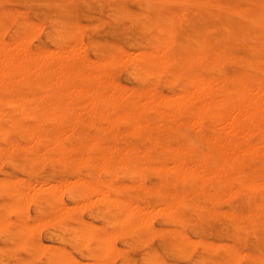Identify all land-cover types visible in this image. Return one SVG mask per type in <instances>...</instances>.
<instances>
[{"label": "bare ground", "instance_id": "6f19581e", "mask_svg": "<svg viewBox=\"0 0 264 264\" xmlns=\"http://www.w3.org/2000/svg\"><path fill=\"white\" fill-rule=\"evenodd\" d=\"M70 1L72 0H60L57 4L63 5V3L65 4ZM84 1L85 0H83L82 3ZM131 1L137 2L138 8L136 10H131L124 5H120L117 12L126 14L133 28L145 34L144 41H137L138 43H135L132 48L118 46L116 51L109 53L102 61L100 59L97 61L92 58L95 60V62L92 63L93 66L99 67L100 65H113L117 62L129 61L132 63V70L129 73L130 76L140 81L150 76L156 77L160 73L163 74V72L166 71L172 81L180 84L179 90L172 94L168 93L169 95H167L165 93H159L157 90H154L156 88H151V86L150 88L145 87V89L137 87L126 88L123 87L124 84L121 85L119 82L118 84L114 82L112 77L111 80L109 79L106 82H101L102 79L99 81L101 77L98 78L97 73V75H95L98 81L95 82L96 76L92 74L93 72L84 68L86 61H84L85 63L79 62L75 57V53H73H81L79 51L80 46H78L80 43L77 42L79 41L78 39H80L78 38L80 35L76 37L77 41L75 40L72 43L74 45L76 42L74 47L78 49L77 51L76 49L73 51V45L70 48L66 46L67 48H65V50L62 46L55 49L52 48L53 50L51 48L25 50L27 47H24V51H21L18 50V48L23 47L21 43L24 39L18 42L15 41L18 43L19 47L13 41V43H15L14 45L18 47L17 49H14L9 43L0 40V156L9 155L20 147L30 151L33 157L36 158L52 157L47 153L48 151H52L53 158L63 162L70 160L74 166L86 163L88 166H99V168L101 167L103 169L118 165L134 175L140 176V178L146 171L154 172L158 176L159 182L154 187H151V189L159 192L165 199L161 205L155 208L158 209L159 212L168 214L170 217L180 205L184 204L192 208L194 206L196 207L199 203L194 197L198 194V191H201L202 188L204 189V181L210 177L219 179L222 180L227 187L224 193L226 197L230 195L232 191L234 192V190L236 193L243 192L244 195L252 199V204L249 202L248 207L243 211L224 210L220 209L215 203V201L219 199V194H212L210 195L211 199L210 204L207 206V210L215 215H221L225 220L232 223L233 228L230 230V233H233V235L236 234L238 239L243 238V235L249 230L261 233L260 229L262 228L258 229L257 226L261 225L264 227V173L257 170L247 172L243 170V166L251 160L264 159V129L261 128L260 122L264 120V0ZM177 2L183 4L182 9H165L167 3ZM97 4L99 6V3ZM107 9L109 10V8ZM21 10L19 12H22ZM188 10L201 13L203 19L206 17L216 18L217 22L215 24L200 25L187 29L184 31V40L179 39V33L183 32L181 23ZM15 15L17 14H14V16ZM6 17H8V15ZM13 19L14 18H12V20ZM31 21L29 25L34 27L32 29H35V26H37L36 28L38 29L42 26L38 25L39 23L36 21L37 24H33L34 20ZM0 24H2V22ZM73 24L71 25L60 21L56 22L51 37L56 40L66 37L71 34L72 30L80 26V23H78V26L76 23L74 26ZM81 27H84V25H81ZM41 29H39L38 32H42ZM130 30L129 32H131ZM208 33H212L213 35L209 36L210 38L220 42L221 46L219 48L210 46L211 43ZM34 34L32 35L34 36ZM109 34L111 35V33H108V35ZM125 35L127 37L126 33ZM30 37L32 38V36H29V39H31ZM80 42L83 45V49L84 43L82 40ZM122 43L124 44V42ZM128 45L131 46L130 44ZM178 46H183V48L177 50ZM239 47H241L243 51L236 50V48L238 49ZM71 48H73V50H71ZM227 60H231L234 63L249 67L253 70L251 72H241L236 75L227 73H222L221 75L216 73L204 74L201 70L203 67L218 69ZM87 64L88 66L91 65L88 62ZM69 65H74L73 69H68L67 66ZM102 73L100 72L99 76H102ZM73 77L85 78L89 84L86 86L75 85L71 83V78ZM14 80H22L25 85H31L35 82L41 87L45 95H50L51 100L46 105L39 106L35 103V100L39 98V96H35V93L27 91L18 93L8 90L6 87L7 83L14 82ZM151 82H153L152 79ZM11 86H13V84ZM160 90L161 89H159V91ZM42 95L44 94L40 93V98ZM77 100L82 101L78 102ZM6 107L9 109L7 110ZM75 107L80 108L81 110L79 111H85L87 114L93 115L98 114L105 119L101 125L102 130L113 128L121 120L127 121L129 132L139 135L146 134L160 127H172L179 131L194 135L196 142L203 146V150L200 155L197 154L195 141V144L186 142L174 146L169 142L162 144L159 138L153 135L150 144L144 148H139L132 143L120 145L116 143L115 139L114 142L108 144L106 148L99 152H83L80 156H74L69 151V148L63 144L61 134L55 133V135L53 134L54 136L46 137L43 136L41 129L45 121L63 128L69 127L72 123L77 121H81L79 117L80 112H78V115L70 117ZM146 110H154L153 117L147 118L144 115L145 118H142L140 115L142 111L146 112ZM26 116L33 119V122L29 125L22 121V118ZM222 124L223 126L225 124V128L221 127ZM71 127H73V125ZM12 128H25L26 135L28 139L32 141V144L28 142L29 145H26L27 143L22 145L16 141L9 140L7 134ZM72 129L70 130L72 131ZM116 135L117 134L114 136L116 137ZM100 141L101 135L83 137L79 140L78 146L90 147ZM41 145L44 147L41 148ZM159 146V151L162 153H166L170 150L174 152L176 159H174L172 164L169 165V163H166L164 158L158 161L151 160V150ZM193 155L196 157L194 163L192 165L186 163L185 160L187 157ZM149 175L148 177H152ZM75 177L78 178V175ZM19 178L24 181V177L19 176ZM71 179L73 180V178H70L69 181ZM27 180L26 182H20L18 178H0V189L7 193L8 198L3 204L5 211L22 212L24 208L27 207L24 206L29 203V200L31 202V199L37 196L40 191H43V188L47 186H49L48 192L53 198L58 199V197H63L62 194V196H60V192L62 193L61 190L66 185L65 179L64 181L60 179L61 182L54 183L53 185L48 182L49 184L47 183V186H44L45 183L42 182L38 188L36 186L39 183L34 186L36 181H32V183L30 180L27 182ZM72 180L69 182L70 184L73 182ZM179 182L188 184L190 187L185 191L169 190V187L174 185L177 186ZM69 183L67 182V185L71 188L72 185ZM73 183L85 185L90 192L94 193V196L96 194L95 198L100 197V200L102 199L107 202V209L117 211V215L112 219L102 218L103 221L115 225L114 230L112 229L110 232L97 230L96 228L102 227V224L98 226L99 222L98 224H92L91 222L85 221L84 216L83 219L80 218L84 221L80 220L77 225L75 224L76 226L73 225L71 227V224L70 231L73 237L78 240L77 242L81 243L82 247L80 248L91 251L96 250L99 252V255L102 253L110 254V252L116 251V248L120 247L119 245L117 247V244L114 243V239L119 233L124 231L142 233L150 231V228L153 232L152 227L149 228V225L151 218L153 219L154 217L150 216L151 214L148 213L149 210L147 209V211L141 204H136L138 203L136 201L134 202L133 200L120 197L117 194L118 187L115 185L116 183L114 184L110 178L84 179L80 176ZM144 188L148 190V187L144 186ZM211 192L213 191L211 190ZM81 196L82 195H79L78 198ZM91 198L92 196L87 197L89 203H92L95 199L92 200ZM98 200L99 199H97V201ZM83 201H85V199L80 202L84 204L75 202V204H78L75 207L76 211L78 208L80 209L81 206L84 208L89 204L88 201ZM64 203L65 202L62 203L60 201L57 205L58 212H53V214L50 215L51 217L48 216L49 219L47 217V220L56 219L59 215L63 216L64 214H66L65 216L67 218V213L69 214L71 212V207L69 204L66 205ZM150 208L152 210L154 207L152 206L149 207V209ZM39 209L41 208L39 207ZM80 210L82 211V209ZM109 212L111 213V211H108V213ZM153 212H155V209L151 212L155 215L157 210L156 213ZM74 215L75 213L72 214V216ZM45 219L46 217L43 218L38 216L36 219H32V222L24 220L19 225L16 234H14L15 243L21 247H31L33 250L41 249L42 246L46 244L47 247L49 244L53 245V243L42 245V242L40 246L31 239L35 229H38L39 225L40 227L44 226L42 224ZM71 219L72 218L69 220ZM56 220L58 221V219ZM56 220H54V222ZM10 223V218L5 213H0V230L7 231ZM48 223L50 224L51 222L49 221ZM93 223L95 222L93 221ZM166 228L170 230V226L165 227V229ZM175 228L174 230L172 228L175 239L173 245L177 247L176 245L178 244L179 249L191 245L192 243L196 245V243H194L196 241L197 243H203L207 248L214 246V243L208 242L197 231L196 233L199 237L194 240L193 235L191 238L185 234V232H181V228H179V230ZM154 229H157V227ZM47 236L45 235L46 238ZM150 236L152 237V235ZM56 237L60 239L59 234H56ZM90 239H95L97 244L93 247H91V245H86ZM217 243L218 241L216 245ZM220 243L222 242L220 241L219 244ZM114 244L116 246H114ZM225 247L228 253L238 256L237 259H239L240 255L243 257L242 255L245 253V251L242 253L237 244H227ZM54 249L59 251H56L58 254L60 251L70 253V250L62 245L54 246ZM53 252L55 253V251ZM57 253L54 255H57ZM248 253L249 252H247V254ZM248 255H250L253 260L252 264H264V252H262V250H257V252L253 251ZM33 256L35 255L33 254ZM68 256L70 257V254ZM72 256L74 257L72 259L77 258V256L76 258L74 255ZM77 260L76 263L78 264L81 259ZM88 261L96 262V260ZM89 262L87 263L89 264ZM93 262L92 264H95V262ZM99 262L97 263L99 264ZM102 262L100 263L104 264V262L107 261L102 260ZM109 262L110 261H108V263ZM79 264H83V261ZM202 264L207 263L202 262Z\"/></svg>", "mask_w": 264, "mask_h": 264}, {"label": "rangeland", "instance_id": "374dc122", "mask_svg": "<svg viewBox=\"0 0 264 264\" xmlns=\"http://www.w3.org/2000/svg\"><path fill=\"white\" fill-rule=\"evenodd\" d=\"M82 1L83 0H75V1L72 0L68 3H65V4L63 3V5H61V4H57L58 2H60V0H1L0 1V23L2 22V24H0V40H3L9 43L14 49H17L19 47L17 42L19 40L24 39L25 41L22 40L23 42L21 43V46L23 47L20 46L21 48H18V50H21V51H24L23 50L24 47L25 48L27 47V49L24 48L25 50H29V49L35 50L38 48H51V49L54 48L55 49L57 47H62V46L65 50V48L67 47L68 48L72 47L73 45L72 43L75 40L77 41L76 37L80 35L78 38L80 39L82 38L81 40L84 43V47L82 49L83 45L80 42L81 41L80 39H78L79 41H77L78 43H80L79 45L77 44L78 46H80V48L78 46L77 47L79 48V51L81 53L78 54L76 52H73L76 49V47H74V45H76V42L73 45L74 50L73 48H71V50H73L72 52L75 53V57L79 62L82 63L86 61V63L84 62L85 63L84 68L86 70L93 72L92 73L93 75L97 73L98 75L97 74L96 75L98 76V78L101 77L99 81H101L102 79L101 82H106L109 79L111 80V77H112L114 82H117V84L119 82L121 83V85L124 84L125 86L123 85V87H126V88L137 87V88L145 89V87L150 88L151 86V88L153 87L156 88L154 90H157L159 93H162V94L165 93L167 95H169L170 93L172 94L179 90L180 84L178 82L172 81L170 76L168 75V72L166 71H164L163 74L160 73L156 77L150 76L140 81L130 76L129 73L132 70V63L129 61L128 62L122 61L123 63L117 62L119 64L115 63L113 65L112 64L104 65V66L100 65L99 66L100 70L98 66H95V65L93 66L92 63L95 62V60L99 61L100 59L102 61L106 56L109 55V53L116 51L118 46L123 47V48H132V46L135 43L143 42L145 39V34L133 28L126 14H120L117 12L120 5H124L125 7L131 10H136L138 8L136 1H131V0H114V1L113 0H97V1L87 0L86 1L85 0L83 3ZM97 3H99L100 8ZM107 8H109V10ZM170 8L182 9L183 4L179 2L167 3L165 9L167 10ZM96 9L99 11H97ZM20 10L22 12H19ZM14 14H17L15 15L16 17L14 16ZM7 15L8 17H6ZM185 15H186L185 18L182 20V23H181L183 32H180L178 35L179 39H183V40H184L185 30L193 28L195 26H200V25L203 26V25L212 24V23L215 24L217 22V19L212 18V17H206L203 19L201 17V13L197 11H193V10H188V12H186ZM12 18L14 19L12 20ZM31 20H34L33 24L34 23L37 24L36 22H38L39 23L38 25L43 26V27L42 26L39 27V29L42 28L41 29L42 32L41 31L38 32L39 29L36 28L37 26H35V29H32L34 27L29 25V23L32 22ZM58 21L66 22L67 24H71V25L74 23L73 26L76 24L78 26V23H80V26H79L80 28L77 27L78 30L77 29L72 30L71 34L67 35L66 37L60 40H56L51 37V34H52L55 23ZM81 25L82 26L84 25V27H81ZM129 30L131 32H129ZM108 33H111V35L110 34L108 35ZM125 33L127 34V37ZM32 34H34V36ZM29 36H32V38L30 37L31 39H29ZM123 36L126 38H124ZM209 36H213L212 33H208V37ZM209 40L211 43L210 44L211 47L219 48L221 46L220 42L213 40V38L209 37ZM13 41L14 42L17 41L15 43L17 44L18 47L14 45L15 43H13ZM122 42H124V44ZM128 44H130L131 46H129ZM95 46L96 47L98 46V47L96 48ZM182 48L183 46H178L177 50H181ZM77 50L78 49H76V51ZM236 50L243 51L241 47H239L238 49L236 48ZM92 58H94L95 60ZM87 62L90 63L91 65L88 66ZM73 67L74 65L67 66L68 69H73ZM201 70L204 74L216 73L218 75H221L222 73H227L230 75H236L241 72H246V71L251 72L253 69L249 67H244L243 65H239L238 63H234L231 60H227L218 69L203 67ZM100 72L101 73L103 72L102 73L103 75L101 74L102 76H99ZM122 75L124 76V78ZM97 76L95 77L96 79L95 82L98 81ZM151 79L153 82H151ZM71 80H72L71 83L75 85L86 86L89 84L87 82V79L82 78V77L80 78L73 77L71 78ZM12 84L13 86H11ZM6 87L8 90H12L18 93L25 92V91L35 93V96H39V98L35 100V103L39 106L46 105L51 100L50 95H45L41 87L35 82H33L31 85H27V84L25 85L22 80H14V82L7 83ZM159 89L161 90L159 91ZM40 93L44 94L41 97L42 99L40 98ZM77 101L80 102L82 100H77ZM6 109L8 110L9 108L6 107ZM79 110L81 109L78 107H75L72 114H70V117H73V115H78L79 114L78 112H80L79 117L81 121L72 123L71 126L73 125V127L67 126L66 128L65 127L63 128L61 126L52 125L50 122L45 121V124L43 128L41 129L43 136H46V137L54 136L55 133L61 134L62 135L61 137L63 139L62 140L63 144L67 146V148H69V151L74 156H80L83 152H90V153L99 152L100 150L106 148L108 144L114 142L115 139H116V143L120 145L132 143V144H135L139 148H144L145 146L149 145L151 142V137L153 135H156L162 144L169 142L171 145H174V146L180 143L188 142V143L195 144L194 141L196 142L194 135L179 131L172 127H160V128L154 129L142 135L135 134V133L128 131L129 125L127 121L125 120L119 121L113 128H110L109 130L108 129L102 130L101 125L103 124V121H105V119H103L98 114H94V115L87 114V112L79 111ZM142 113H143V116H142ZM142 113L140 115L142 118H145V117L151 118L154 115V110H146V112L142 111ZM22 121L25 124L28 123L29 125L33 122V119L31 117L26 116L22 118ZM260 122H261V128L264 129V120H261ZM51 126L54 128H52ZM224 126L222 124L221 127L225 128ZM70 129H72V131ZM121 131L124 133H122ZM115 134H117L116 137L114 136ZM93 135H101V141L97 142L94 145H91L90 147L78 146L79 145L78 142L81 138L90 137ZM134 136H137V137H134ZM7 138L9 140L16 141L22 145H25L26 143H27L26 145H29V143L32 144V141L28 139L26 135L25 128L10 129L7 134ZM195 145L197 146V154L200 155V153L203 150V146L201 144H198V142H196ZM43 147L44 146L41 145V148ZM159 149H160V146L158 148H153L151 150V154H150L151 160L158 161L159 159L164 158L166 163H169V165L172 164L174 159H176L174 152L170 150L166 153H162L159 151ZM47 153L51 155L52 157L36 158V157H33L30 151H27L24 148L19 147L15 149L13 152H11L9 155L6 154V155L0 156V178H3V177H9V178L13 177V179L18 178V181L20 182H26L27 179L30 180V182L36 181L34 186H36L39 183L36 186L37 188L38 186H40V183L42 182L45 183V184L43 183L44 186H47L48 182L52 183L53 185L54 183L61 182V180L62 181H64V179L66 180V183H65L66 185L61 190L62 193L60 192V196L63 195L64 199L63 197L62 198L58 197V199L53 198L48 192L49 186L47 187L43 186L44 187L43 191H40V193L37 196L31 199V202L30 200H29V203L26 202L28 204H26L24 207L26 206L27 207L24 208L22 212L21 211L20 212L5 211V209L3 208V204L8 199L7 193L0 189V213H5L11 220V223L7 231L0 230V240H1L0 241V264H65L67 262H68L67 264L69 263L77 264L76 263V261H78L77 259H81V261L79 260L80 261L79 263L83 261V264H86L87 262H89L88 260H91V261L96 260V262L94 261L96 264L101 259L104 261L105 260L107 261V262H104V264H117V263L118 264H151V263L153 264H172V263L173 264H202V262L207 263V264H252L253 260L248 254L253 251L257 252V250L258 251L262 250V252H264V227H262L261 225L257 226L258 229L262 228L260 229L261 233H259L258 231L254 232L253 230H249L247 233L243 235V238L238 239L236 234L233 235V233H230V230L233 228L232 223L225 220L221 215H215L213 213H210L207 210V206L210 204V199H211L210 195L212 194H215V195L219 194V199L215 201V203L220 209L243 211L248 207L249 202L252 204V199L244 195L243 192L236 193L234 190L235 192L234 195H233L234 192L232 191L231 193L232 195L230 194L231 196L228 195L226 197L224 193L226 192L227 187L225 186L222 180L215 179L212 177H210L211 179L210 178L206 179L203 183L204 189L202 188L201 191H198V194L194 197L199 204L196 207L194 206L193 208L187 205H184V204L180 205L176 209V211L173 213V215L170 217L168 214L159 212L158 209L155 208L156 206L161 205L165 199H164V196H162L159 192L151 189V187H154L159 182L158 176L154 172L146 171L141 175V178H140V176L134 175L133 173L123 169V167L118 166V165L112 168H103V169L101 167L99 168V166H88L86 163H81V164L74 166V164L70 160H66L65 162H63V161L53 158L52 151L51 152L48 151ZM195 158L196 157L194 155L189 156L187 157L185 161L186 163L192 165L194 163V160H196ZM243 170L247 172H250L252 170H257V171L264 173V159L251 160L249 163L243 166ZM74 175L75 176L78 175V178L81 176V178L83 177L84 179H97V178L109 179L110 178L114 184L116 183L115 185L118 187L117 194L120 197L124 199L126 198V199L133 200L134 202L136 201L138 202L136 204H139V205L141 204L143 208H145L146 210L147 209L149 210L147 211L149 214H151L150 216L154 217L153 219L151 218L150 225H149V228L152 227L153 232L151 228H150L151 232L150 231H145L142 233H138V232L136 233V231L121 232L118 235H116L114 239V243L117 244V247L119 245L121 248L120 247L116 248L117 250L115 249L116 251L110 252V254L102 253L100 254L101 256L99 255V252L96 250L91 251L85 248H80L82 247V245L81 243L77 242L78 240L76 238L73 237V234L70 231V228L73 225L76 226L80 220L84 221L82 219L85 217L84 218L85 221L91 222L92 224H98V222L100 224V225L98 224V226H101L102 224V227H97V226H96L97 228L95 227L97 230L102 231V232L103 231L110 232L112 231V229L114 230L115 225L113 223H107L106 221H103L102 218L112 219L117 215V211L113 209H107L106 208L107 202L102 199L100 200V197L95 198L96 194L94 196V193L90 192L88 190V187H86L85 185H82L79 183H73L76 179H78ZM148 175L152 177H148ZM19 176L24 177V181L21 180ZM70 178H73V180L71 179L73 181L72 182L73 184L69 183L71 181V180L69 181ZM67 182L70 185H72L71 186L72 189L69 187V185H67ZM144 186L148 187V190L147 188H144ZM189 187L190 185L185 184L183 182H179L177 186L174 185L172 187H169V190L185 191ZM211 190L214 193L211 192ZM77 195L78 196L82 195V196L78 198ZM223 195L225 198L223 197ZM90 196H92L91 198L92 200L95 198L93 202L91 200L92 203H89L88 201L89 198L87 200V197H90ZM84 199L85 201L87 200L89 204L85 203L87 205L84 208L79 204L81 206L80 209H82V211L79 208L76 211L75 207L78 204L77 203L75 204V202H80ZM97 199H99L100 201L99 200L97 201ZM60 201L62 203L65 202L64 204L66 205L69 204L71 207V212L69 214L67 213V218L65 216L66 214H64L63 216L59 215L58 217L60 218L58 217L56 218L58 219V221L56 219L52 220L51 218L50 219L52 221L47 220L48 216H50L51 214H53V212L55 213L58 210L57 205L60 203ZM72 203L75 205H73ZM145 205L147 208L145 207ZM152 206L154 208H152V210L151 208L149 209V207H152ZM39 207L41 209H39ZM51 209L52 210L54 209V210L52 211ZM153 209H155V212L153 213H156V210H157L158 214L157 213L155 215L152 214L151 212L153 211ZM197 209L198 210L200 209V210L198 211ZM108 211H111V213L110 212L108 213ZM86 212L87 213L89 212V213L87 214ZM74 213L75 215L72 216V214ZM38 216L43 217V218L46 217V219L45 221L43 220L44 222L42 224L44 225L43 227L42 226L40 227L39 225V228H38L39 230L37 228L35 229L32 235V238H31L32 241L37 242L40 246L42 242H43L42 245H45L46 243H53V245L49 244V246L47 247V244H46L45 246H42V248L38 250H33L31 247H28V246H22V247L18 246L15 243L14 234H16V231L19 225L24 220L28 222H32ZM68 218L69 219L72 218V219L69 220ZM54 220L56 221L54 222ZM49 221L51 222L50 224L48 223ZM93 221L95 223H93ZM45 224H46V227H45ZM158 225H159V228H158ZM168 226H170V230L169 228H166L167 230L165 229V227H168ZM155 227H157V229H154ZM175 227L178 230L179 228H181V232L182 231L185 232V234H187L190 237L193 235L194 240H196V238L199 237L196 233L197 231L208 242L214 243V246H212L211 248H207L203 243L201 242L197 243L196 241L194 242L196 243V245L192 243L191 245H188L182 249H179L178 244L176 245L177 247L173 245V243L175 242L174 235H173V230ZM56 234L60 235L61 240L56 237ZM45 235L46 236L48 235L47 238L45 237ZM150 235H152V237ZM217 241L218 243L216 245ZM220 241L222 243L219 244ZM96 242L97 241L95 239H90L88 240V243H86V245H89V246L91 245V247H93L97 244ZM226 242L227 244H237L239 246V249L242 251V253L245 251V253L242 255L243 257H241L240 255L239 259H237L238 256L228 253L225 247L227 245ZM55 244L67 247L70 250V253H64L63 251H60V253L58 254L57 252L59 251L54 249V246H57ZM115 244L114 246H116ZM124 248H126L127 250ZM52 250L55 251V253ZM247 252L249 253L247 254ZM53 253L54 254L57 253V255H54ZM33 254L35 256H33ZM67 254L68 255L70 254V257ZM62 255H64L65 257ZM72 255H74L75 258L77 256V258L72 259L74 258ZM102 260L100 262H102ZM108 261L110 262L108 263ZM92 262H89V264H92ZM100 262L99 264L103 263V262L102 263Z\"/></svg>", "mask_w": 264, "mask_h": 264}]
</instances>
